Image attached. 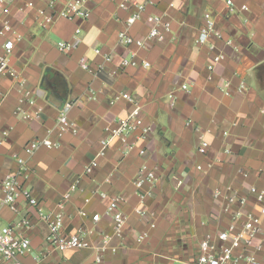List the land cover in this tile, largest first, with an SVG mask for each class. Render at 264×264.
<instances>
[{"label":"crops","instance_id":"1","mask_svg":"<svg viewBox=\"0 0 264 264\" xmlns=\"http://www.w3.org/2000/svg\"><path fill=\"white\" fill-rule=\"evenodd\" d=\"M51 1L59 10L72 0H22L29 8L14 9L11 15L23 39L11 59L19 78L0 75V139L3 131H9L0 144V185L18 171L16 157H22L30 175L20 182L47 214L57 212L64 194L79 182V189L66 202L64 235L92 226L89 218L79 214L84 209L101 216L96 234L89 238L94 247L101 246L103 235L113 233L106 207L114 197L124 199L120 209L127 223L124 239L110 243L116 253H106L101 263L96 262L94 249L48 250L49 255L37 262L35 257L47 251L48 234L37 209L23 198L17 213L0 204V225L25 217L33 223L25 233L32 251L21 258L22 263L195 264L200 242L229 223L224 208L232 188L247 199L244 207L235 205L233 211L252 214L260 222L254 244L261 246L256 256L258 264H264V202L251 193L253 188L264 191V0H232V13L226 0H139L150 3L143 20L128 30L131 37L146 39L154 15H165L171 31L164 42L130 47L137 51L139 62L146 60L151 66L126 69L120 61L127 50L119 45L118 35L127 30L131 11L120 7L123 0H89L88 20H58L44 29L38 12L50 13ZM243 6L248 10L243 11ZM205 13L212 15L223 35L222 40L212 39L214 51L209 44H196ZM77 28L82 30L80 46L70 53L60 52L58 44L72 41ZM94 49L115 58L105 63ZM217 54L224 60L214 65ZM83 58L94 68L103 65L104 70L96 74L82 70ZM182 85L188 89L181 90ZM123 93L133 97L145 124L152 127L147 140H130L133 148L128 153L117 139H110L106 149L101 145L116 121L135 109L122 99ZM170 95L175 97L173 104ZM64 102L75 103L68 117L77 134L58 127ZM19 109L42 110V117L26 121ZM203 136L209 142L206 155L198 152ZM37 139H50L57 147L41 146L27 156L25 147ZM94 161L98 167L87 175L85 168ZM199 165L202 170H197ZM143 167L157 169L159 181L141 203L134 181ZM137 210H145L146 216L137 215ZM152 223L155 229L150 228ZM143 233L148 237L138 244L136 237Z\"/></svg>","mask_w":264,"mask_h":264},{"label":"built area","instance_id":"2","mask_svg":"<svg viewBox=\"0 0 264 264\" xmlns=\"http://www.w3.org/2000/svg\"><path fill=\"white\" fill-rule=\"evenodd\" d=\"M22 0H0V75L12 76L19 78V72L12 66L11 59L16 45L22 41L23 36L18 33L14 28L11 15L14 9L19 12H23L26 8H29L30 4H22ZM89 0H72L57 9L56 1H51L48 4V8L51 11L40 10L38 15L40 17V26L47 29L53 23L58 20L86 21L90 18L91 13L88 11L86 5ZM226 5L229 12H234V4L232 0H226ZM148 2H141L139 0H123L120 7L125 10L131 11L129 17L126 20L127 30L122 31L118 35V43L120 46L127 50L125 56L121 58L120 65L123 69L128 67L149 68L151 65L146 60L139 62L138 53L135 50H130V47L134 46L137 49L145 47L147 41L164 42L166 40V34L171 31V22L165 15H154L152 19V27L148 33L146 39H135L131 37L128 30L136 23L140 22L144 18ZM174 5H171L173 7ZM243 11H247L248 8L243 6ZM203 26L199 29V34L196 39V44L200 47L210 45V50H215V44L211 43L212 39L222 40L223 35L217 29L216 22L210 13L203 15ZM82 30L77 28L75 30L72 41H62L58 44V50L62 53H70L76 50L80 44ZM230 44V42H228ZM94 53L98 56H102L105 63H110L114 60L113 54H103L100 49H94ZM224 60V56L221 54L215 55L213 61L214 65ZM80 67L82 70L89 73H99L104 70L103 65L98 67H92L86 59L80 60ZM214 67L211 66L210 70ZM187 85H182L181 90H187ZM122 99L127 100L135 105V109L132 113L116 121L115 126L108 130L110 137L101 141V145L106 149L110 144V139H117L124 145V152L128 153L132 150L133 144L130 140L134 138L138 141H145L148 139L152 132V127L145 124L141 115V108L135 103L133 97L128 93L121 95ZM169 99L172 104L175 103L174 95H170ZM75 105L74 102H66L63 108L60 110L58 127L62 132H71L72 134L78 133V128L72 123L68 117L69 111ZM19 114H22L23 119L26 121L40 120L42 117V110L36 112H23L18 110ZM226 134V133H225ZM9 136V131H3L0 139L2 141ZM44 146L47 149H53L57 147L56 143L50 139L34 140L30 142L24 149L27 156H32L35 151ZM209 148V142L203 136L201 138L198 152L201 155H206ZM105 155L104 151L101 153V157ZM19 169L17 172L8 174L1 182L0 185V204L8 206L14 213L18 212L17 204L20 198L27 201L30 207L37 209L40 221L47 225L48 234L45 238L47 245V251L42 253L41 257H35L37 262L43 260L49 255V251H58L64 253L69 250H84L94 249L96 251V262L101 263L104 255L109 251L116 253L117 248L111 247L110 243L114 238L124 239V228L127 223V216L124 215L120 209V205L123 202L122 197H114L109 200L106 207V215L113 221L114 229L112 235H103L102 245L94 247L89 238L96 234V225L99 223L101 216L99 214L89 215L86 210H80L79 214L83 218H89L92 226L80 227L74 235L66 236L63 234L64 220H65V208L66 202L72 197V194L79 189V182L73 183L70 189L64 194L63 201L58 204V210L54 214L45 213L40 207L39 202L33 197L31 190L20 182V178L25 181L29 179V169L27 167V160L22 157H16ZM98 167V162L94 161L85 168L87 175L91 174ZM202 166H197V170H202ZM159 181L158 170L149 169L143 167L137 174L134 186L137 190V195L144 203L145 199L152 194L153 189L156 187ZM230 194L228 195L227 204L224 208V212L229 215V223L226 228L219 230L215 235L208 234L199 244V255L195 264H258L256 252L260 251L261 246H255V240L257 239L261 228L259 220L252 214H245L241 210L233 211V207L238 205L244 207L247 199L241 197L237 191L229 188ZM251 193L256 195L258 202H264V191L259 192L253 188ZM90 199H86L85 203L88 204ZM137 215L144 217L147 212L145 210H137ZM33 228V223L29 218H23L18 222L6 226L0 225V264H23L21 258L31 253V241L25 235L26 231ZM151 229H155L156 225L152 223ZM148 237L146 233L139 234L136 237L138 244H142Z\"/></svg>","mask_w":264,"mask_h":264},{"label":"water","instance_id":"3","mask_svg":"<svg viewBox=\"0 0 264 264\" xmlns=\"http://www.w3.org/2000/svg\"><path fill=\"white\" fill-rule=\"evenodd\" d=\"M65 103H66V102H64V105H65ZM64 105H63V106H64ZM62 108H63V107H62ZM62 108H61V109H62Z\"/></svg>","mask_w":264,"mask_h":264}]
</instances>
